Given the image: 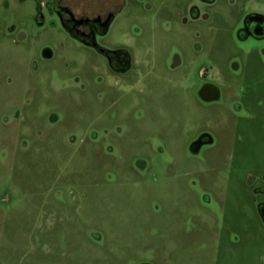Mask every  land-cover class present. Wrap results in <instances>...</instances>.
<instances>
[{
	"label": "rangeland",
	"instance_id": "374dc122",
	"mask_svg": "<svg viewBox=\"0 0 264 264\" xmlns=\"http://www.w3.org/2000/svg\"><path fill=\"white\" fill-rule=\"evenodd\" d=\"M76 4L117 9L96 43L129 72L39 0H0V264H264L247 185L264 178V39L237 38L264 0Z\"/></svg>",
	"mask_w": 264,
	"mask_h": 264
},
{
	"label": "flooded vegetation",
	"instance_id": "af4514ba",
	"mask_svg": "<svg viewBox=\"0 0 264 264\" xmlns=\"http://www.w3.org/2000/svg\"><path fill=\"white\" fill-rule=\"evenodd\" d=\"M27 1V0H22ZM43 5V11L46 16L52 20V25L63 31L67 37L75 43L95 51L103 57L107 62V66L112 74L121 75L129 72L132 69V58L128 50L117 48L109 50L97 45L96 40L102 37L108 31V28L114 18L117 16V9L109 5L95 13L87 14L86 8H79L76 2L78 0H39ZM103 11V12H102ZM192 19H198L199 13L196 8L191 10ZM43 15L40 10L37 11L36 19L42 23ZM20 37H23L21 35ZM238 40L264 39V15L261 13L247 12L244 16L241 25L237 29ZM42 57L51 59L53 52L51 49H43ZM201 75H203L201 73ZM100 81V79H98ZM211 84L204 83L201 85ZM213 85V84H212ZM215 86V85H214ZM200 87V88H201ZM200 90V89H199ZM219 92V91H218ZM213 102V101H210ZM18 112L14 113V119L18 117ZM8 121L3 118V122ZM201 136L191 144L193 153L198 152L200 147L204 145ZM206 144L212 143L211 139H206ZM195 147L192 148V145ZM257 179L248 174L247 185L250 189V204L254 208L259 221L264 224V178L262 175L258 177V181L263 183L257 185Z\"/></svg>",
	"mask_w": 264,
	"mask_h": 264
},
{
	"label": "water",
	"instance_id": "95a60500",
	"mask_svg": "<svg viewBox=\"0 0 264 264\" xmlns=\"http://www.w3.org/2000/svg\"><path fill=\"white\" fill-rule=\"evenodd\" d=\"M198 96L204 102L216 101L219 98V92L216 86L206 84L200 88ZM193 147H195V144L192 145V148Z\"/></svg>",
	"mask_w": 264,
	"mask_h": 264
}]
</instances>
